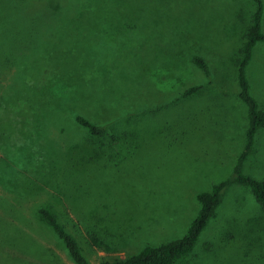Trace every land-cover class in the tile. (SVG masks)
<instances>
[{"label":"rangeland","instance_id":"374dc122","mask_svg":"<svg viewBox=\"0 0 264 264\" xmlns=\"http://www.w3.org/2000/svg\"><path fill=\"white\" fill-rule=\"evenodd\" d=\"M47 4L0 0V264H75L41 207L92 264L182 238L197 194L232 177L247 141L237 74L256 3L103 0L74 27L85 18L94 62H55L67 34L44 20ZM247 75L264 110V43ZM195 85L202 90L184 97ZM77 114L102 133L90 135ZM242 172L264 179V127ZM174 264H264V208L247 186L227 187Z\"/></svg>","mask_w":264,"mask_h":264},{"label":"trees","instance_id":"16d2710c","mask_svg":"<svg viewBox=\"0 0 264 264\" xmlns=\"http://www.w3.org/2000/svg\"><path fill=\"white\" fill-rule=\"evenodd\" d=\"M5 1L7 5L11 7L14 6L15 8L17 0ZM48 1L49 4H47L44 9L47 11L43 13L44 20L46 19L51 28L65 29L67 34V38L64 37V45L58 40L59 43L55 44L53 47V52H56L54 55L55 62H91V60L93 61L97 58L99 48L84 40L87 36V34L85 36L86 27L85 30L82 29L84 26L83 24H85V18L78 29L74 27L79 23L78 19L82 16H94L97 14L103 0ZM254 2L256 3V9L253 14L252 22L247 29L245 42L241 49L237 74L239 85L238 95L246 104L248 110L247 141L243 151L237 159L232 177L215 184L211 191H201L197 194V199L201 204L199 214L192 221L187 233L182 238L157 246L147 245L134 255L123 259L103 260L100 264H174L180 257L188 254L194 249L201 233L222 202L225 190L233 182L247 186L264 208V179H257L250 175H245L242 172L243 164L253 150L256 133L258 129L264 127V110L259 107L257 99L251 93V85L247 75V67L253 58L257 44L264 43V6L261 0H254ZM15 14L19 15L17 10ZM21 18L27 19L29 17L22 16ZM11 30L13 29H8L7 31ZM87 32H89V30H87ZM88 37H90L89 34L87 38ZM75 43L79 45L80 49H82L86 55L84 57L81 56V60H75L78 54L77 45H75ZM9 51L11 50L5 49V52ZM194 62L205 72H209L208 64L203 58L196 56ZM202 87L201 85L191 86L183 92V96L188 97L202 90ZM75 119L76 122L87 129L92 136L100 135L104 130V126L91 121L81 114H77ZM39 214L41 218L50 225L57 236L64 241L67 251L75 264H92L82 253L78 241L65 229L64 225L58 221L56 215L50 209L41 207L39 209Z\"/></svg>","mask_w":264,"mask_h":264}]
</instances>
